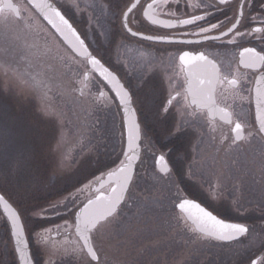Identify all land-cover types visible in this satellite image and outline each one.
Listing matches in <instances>:
<instances>
[{
	"label": "rangeland",
	"instance_id": "1",
	"mask_svg": "<svg viewBox=\"0 0 264 264\" xmlns=\"http://www.w3.org/2000/svg\"><path fill=\"white\" fill-rule=\"evenodd\" d=\"M15 1L21 3L22 16L7 15L0 20V59L7 62V78L2 75V65L3 70L0 69V191H4L20 209L23 218H29L27 222L33 231L36 227H32L35 225L32 213L36 208L57 205L47 211V214H53L64 212L74 207L77 201L86 199L93 181L101 178L98 174L114 167L121 151L116 117L109 109L107 99L101 100L97 95L101 89L93 86L95 82L86 86V64L75 59L50 27L24 6L22 0ZM60 1L62 6L73 5V12L75 9L89 10L92 26L98 27L103 35L110 32L105 22L109 14L101 13L103 0ZM86 24L78 23L82 28ZM95 39L99 41L97 36ZM118 42L117 60L133 69L151 66L146 50L126 40ZM52 79L60 91H55ZM170 80L171 84L175 83L173 78ZM80 87L83 88L82 95ZM139 90H143L142 94ZM134 91L135 104L142 117L144 115L157 124L154 114L158 101L152 96L154 89L145 87ZM180 100L177 103L184 114L183 125L197 128L195 160L188 164V171L192 179L203 187L201 199L204 198L209 205L213 201L215 209L208 207L228 220L251 221L248 211L262 215L264 142L260 135L253 132L243 145L229 144L225 148L227 141L223 135L216 134L203 115L191 114L186 102ZM239 114L241 119L246 118L244 103ZM252 120L254 122V117ZM157 126L162 129L156 136L159 146L169 148L176 155L174 171L170 176L162 177L154 169L151 159H148V165L144 162L140 167L144 176L137 179L135 189L118 217L119 220L123 217L121 231L139 225L144 233L136 248L124 247L129 249L127 259L130 261L127 264H197V261L200 264H225L234 253L235 258L245 256L244 252L239 253L245 249L244 243L235 245L231 252L223 251L207 241L195 240L194 235L179 228L180 220L174 205L180 197V162L186 156L180 149L181 141L174 146V141L160 139L164 136V126ZM155 141L152 139L150 150L151 147L157 150ZM221 185L223 191L218 194L216 188ZM230 207H235L240 214ZM158 219L167 231L153 229ZM6 221L0 219V264L11 261L7 257ZM174 227L178 230H171ZM159 228L164 229L162 226ZM259 229L257 225L252 230L250 241L253 249L264 241ZM117 231L112 226L102 231V251L110 249L109 242L121 247L118 240L112 239ZM185 237L188 243L180 242L179 239ZM2 245H5L6 256ZM121 264L126 263L122 261Z\"/></svg>",
	"mask_w": 264,
	"mask_h": 264
},
{
	"label": "flooded vegetation",
	"instance_id": "2",
	"mask_svg": "<svg viewBox=\"0 0 264 264\" xmlns=\"http://www.w3.org/2000/svg\"><path fill=\"white\" fill-rule=\"evenodd\" d=\"M13 1L16 3L15 0ZM103 1V9L101 8V13L105 12L109 14L108 18L105 19V22L108 24L110 32L106 35H103L98 27L92 26V16L89 10L80 9V11H78L77 9H75V11L73 12L71 10V8L74 7L73 5L68 4V6H62L60 5L62 3L60 0H47V2L52 3L58 10H60L61 13L65 15V18L69 19V22L73 24V26L78 30L79 33H81L82 37L86 40L88 46L90 47L91 54L94 55L97 59L103 61V64L106 67L110 68L112 72L114 71V73H117L125 85H129L131 83V85L133 86V90L150 87L155 91V94L152 96L158 101L157 110L154 114V117L157 120V124H154L150 119L148 120L144 115L142 117L140 111L137 108L138 117L142 126L143 143L138 152V155L140 157L139 167L133 178V184L130 187V191L126 195L125 201L127 203L129 195L135 189L134 184L136 183L137 179H140L144 176L140 170V167L144 162V164L148 165V159L154 161L153 158L157 154H164L167 161L172 166V171H174L173 165L175 164L174 161L176 155L172 154L169 148L164 149L162 145L159 146L156 136H158L160 131H162V129H160L157 125L164 126V136H162L163 138L160 139L164 142L168 141L170 138L166 137V130L168 128L175 127L177 122L183 123L184 114H182L183 112L180 110L177 103L180 99L186 102V108L191 112V114L203 115V118L211 126V129L216 132V134H222V137H224V139L225 137H229L232 135L231 127L227 123L220 121L218 114L215 119H212L208 114L207 109L201 108L198 105L192 103V95L188 91L190 78L187 76L188 70L184 66L180 65L178 61L177 56L179 51H203L208 56L209 61L211 62L209 65H207L206 71L202 73V75H204L205 77H211L214 80H239L240 83L237 86H232L230 84H224L223 86H220L219 84L214 85L217 106L221 108L227 107L228 110L232 113L231 118L233 120H238L239 122L245 123L247 126L252 127L254 124L252 120L254 116V98L250 99L249 90L254 89L259 74L256 69L245 68L241 64L240 52L244 47H254L257 49V51L264 50V41H262L259 36L256 35L237 38V43L235 44H229L227 37L222 41H208L207 43L202 45L168 44L140 39L137 38V36H132L122 26L121 16L127 7V0ZM22 2L24 3V6H27L31 11L35 12L37 16L43 19L42 14H40L39 12H43L44 9L41 7L39 0H22ZM30 2H36L39 11L36 9L34 10V7L30 5ZM151 2L152 0H142L145 9L147 3ZM159 2L160 0H157L158 4ZM240 3L241 0H228V3L223 5L219 3V0H168V3L163 7L154 6L153 9L149 11L154 19L173 18L166 14L169 10L174 12L175 17L179 19L190 18V16L192 15H204L206 17L204 20L197 21L192 25H178L176 29L171 30L173 34L182 36L185 33H192L194 31H197L200 26H208L211 23L220 24L221 27L226 30L227 27L231 26L230 21H233L236 18L235 14ZM17 5H19V9L21 11L20 14L22 16L23 8L21 6V3ZM13 8L14 7L11 0H0V20L2 17H7V15H11V17L13 16L16 18L17 15L12 11ZM135 17L136 18L131 19L129 22V27H131L132 30L143 33L145 35L160 36L169 34V30L160 26L153 25L151 21L143 17L142 10L140 9L136 10ZM81 20H84L82 22H87L84 28L78 25V23H82L79 22ZM256 27H264V0H245L244 17L241 18V25L239 26V30L242 32H248L250 29H254ZM218 31H220V29L214 30V34ZM96 36L100 37V46L97 44V41L95 39ZM119 39L126 40L127 42L135 44L138 48L146 50L150 56L149 59L151 61V66H149L150 64H148L144 65L143 67L133 69L124 62L117 60V47L119 45ZM113 42L114 45L112 48L111 44ZM82 63L86 64L87 68L84 77L86 86L87 83L95 82L93 86L96 88H98L99 86V88L101 89L97 92V95L99 97H105L106 95L110 97V94H114L111 91L112 85L108 84V81L99 75L98 69H93L85 57ZM212 64H215V69H213ZM1 65L2 67H4V70L2 69ZM0 69L3 70L2 75L4 77L6 75L5 78H7V62L1 59ZM171 78H173L174 82L178 83L179 86H177L175 83L171 84ZM142 92L143 90H139V94H142ZM80 94H83L82 87H80ZM170 98H174L172 106L169 108V111L167 113H163L162 109L166 105L167 99ZM242 103H244L245 105L246 118L244 119H241V116L239 114ZM184 126L186 127V130L182 133L183 138L181 140L180 149L183 150L186 156L185 148L187 135L190 134L196 136L197 128L193 127L192 125ZM184 138H186V140ZM261 138L264 142V137ZM152 139L156 140V144L154 146H156L157 150H155L154 148L152 149V147L151 150L149 148ZM219 139L220 137H217V140ZM170 140L174 141L173 139ZM196 141L192 146L193 153ZM231 145L237 146L234 144ZM148 154L150 157L147 156ZM184 160L185 158L181 160L180 164L187 163V161ZM192 162V160H189L188 164ZM178 180L181 185H178L180 190V197L194 199L202 203L196 194L199 191H202L204 193L203 187L200 186L196 180L192 179V176L189 174L188 170L185 174H180ZM94 183L91 185V187L94 185ZM109 184L104 185L101 189H96L97 187L94 186L95 191H92L90 187L88 193H86V199L77 201L74 207H71L64 212L61 211L53 214H48V219H40L37 217L33 218L32 222H34L35 225L32 227H36L35 229H33V231H31L30 225H28L27 222L29 221V218L25 216L24 223L29 236V245L34 264H83V257L77 251L79 244L74 233L73 213L77 214L79 206L85 203L89 198L94 199L98 190L104 191L105 189H108ZM188 188L190 189V191ZM105 194H110V192H105ZM206 195L209 196L207 193ZM124 205L125 203H123L118 209L121 215L122 210L125 209ZM203 205L208 207L206 204ZM33 210H35V208H33ZM46 210L48 211L50 209L46 208ZM176 210L177 215L179 217H182L184 220V223L180 222L178 224L179 228H182L184 230V233L193 235L191 232V228L189 227L190 219L185 213H180L178 209ZM214 213L219 214L215 211ZM0 215V219H4L2 212H0ZM163 221L165 222V220ZM239 223L245 224L249 228V233L245 237H241L237 241L221 242L215 240L214 238L204 239L196 236H194V239L207 241L211 244V246H218V248L220 247V249H223V251L229 250V252H231V249L234 248L235 245H241L242 243H244L245 249H243V251H240L239 253L244 252L245 256L235 258L234 253L230 256L231 259L225 264H250L251 260L256 259L257 256L264 254V241H262L259 246L257 245V248L254 247V249L250 241L252 230L257 225L260 227V233L264 235V212H262V219L260 222L247 221ZM5 225L7 226H5V229H7V257L11 259L9 264H20L14 248L13 239L11 237L10 225L7 223V221ZM159 226L164 227V229H160ZM42 227H46L49 229V231H44L41 233V241L43 245L38 243L33 235ZM2 229L4 230V227H2ZM58 229L60 231H58ZM153 229L164 231L168 230L165 228V225L161 222V220H159V222L156 224V227H153ZM171 230L176 231L178 230V228L174 227ZM62 232H66L68 233V235H62ZM179 240L182 243H188L186 237ZM109 244L110 249L102 251L104 264H121L122 261L127 264L130 261V259H127L129 249L126 250L124 249V247L117 248L116 246H114L115 243L113 242H109ZM5 245L2 246L4 250L3 253L6 256V251L4 248ZM131 260L133 261L134 259ZM200 263L201 262L197 261V264Z\"/></svg>",
	"mask_w": 264,
	"mask_h": 264
},
{
	"label": "snow or ice",
	"instance_id": "3",
	"mask_svg": "<svg viewBox=\"0 0 264 264\" xmlns=\"http://www.w3.org/2000/svg\"><path fill=\"white\" fill-rule=\"evenodd\" d=\"M41 7L44 9L43 18L51 25L56 33L66 41L71 48L78 53L79 56L85 57L93 69L99 70V75L112 85L111 91L114 93V99L117 107L121 112V128H122V150L121 157L116 162L115 167L108 172L107 178L111 182L108 189L97 192L95 199L89 198L78 208V214L73 213L74 216V233L79 244L77 251L83 257V264H104L102 253L101 233L109 226H112L118 231L112 239L118 240L121 247L136 248L140 238L144 235L143 230L139 225L128 227L125 230L121 229V220L118 219L121 213L118 211L121 203H125L124 196L130 191L133 184V178L138 170L140 157L138 155L139 149L142 146V126L138 117L137 110L134 106L129 107L131 96L123 84H120L117 77L113 75L107 67H104L100 59L92 55L85 41L81 39L77 29L65 18L52 3L47 0H39ZM168 3V0H152L147 3L146 9L142 0H127V7L121 16L122 26L132 36H141L142 39L149 41H157L168 44H185V45H202L208 41H222L228 38L229 44L237 43V38L249 35H256L264 41V27H256L250 29L248 32L239 30L241 25V18L244 17L245 0H241L236 11V18L230 21L231 26L226 30L220 24L211 23L208 26H200L197 31L192 33H185L184 35H175L171 30L179 26H188L197 21L204 20V15H192L190 18L179 19L175 17V13L169 10L166 14L171 19H154L149 10L156 7H163ZM221 5L227 4L228 0H219ZM142 10L143 17L151 21L153 25L163 27L169 30L168 35H144L143 33L133 31L129 27L131 19L136 18V10ZM35 10V8H34ZM220 31L214 34V30ZM74 53V54H75ZM241 63L245 68H254L258 72L257 86L249 90V97L254 98L256 113L254 124L252 127L241 123L238 120H233L232 113L227 107H218L215 96V84L223 86L230 84L237 86L240 82L238 79H219L214 80L211 77L202 75L206 71L207 65L211 62L208 56L203 51L181 50L178 53V61L180 65L184 66L187 71L189 79L188 91L192 95V103L201 108L207 109L208 114L212 119H215L217 114L219 120L227 123L231 127L232 135L225 137L227 143L224 147L227 148L229 144L243 145L248 138L255 132L264 137V50L257 51L254 47H244L240 52ZM215 69V64H212ZM174 98L167 99L166 105L162 112L167 113L172 106ZM186 127L182 122H177L175 127L168 128L165 132L166 137L173 139L178 146V142L182 140V133ZM154 169H157L158 174L170 176L171 169L168 167L166 157L164 154H157L154 158ZM264 165V158L261 160ZM264 174V167L261 169ZM99 183V180H97ZM214 187H216L214 185ZM218 194L222 193L223 187L216 188ZM110 192V194H105ZM57 205H48L47 208H55ZM180 213H185L190 219L191 232L196 237L204 239L214 238L221 242H233L245 237L249 233V228L239 222H232L219 214L214 213L202 203L184 197H177V203L174 205ZM0 212L7 220L11 229V237L14 239V248L19 256L20 264H24L28 260V264H34L32 253L29 245V236L25 227L24 218L20 209L9 199L4 191H0ZM34 217L40 219H48L46 208L37 209L32 213ZM178 220L184 223L182 217L178 216ZM147 227V226H145ZM49 231L48 228L42 227L33 235L37 242L42 244L41 233ZM58 231H60L58 229ZM62 235H68L62 232ZM43 245V244H42ZM250 264H264V254L257 256L256 259L251 260Z\"/></svg>",
	"mask_w": 264,
	"mask_h": 264
},
{
	"label": "trees",
	"instance_id": "4",
	"mask_svg": "<svg viewBox=\"0 0 264 264\" xmlns=\"http://www.w3.org/2000/svg\"><path fill=\"white\" fill-rule=\"evenodd\" d=\"M52 81V83H54L55 85V87H56V81L54 80V79H52L51 80ZM58 87H56V90L55 91H60L59 89H57ZM54 90V89H53ZM57 93V92H56ZM102 99H104V100H106L107 102V105H108V107H109V109H111L112 111H113V113H114V117H116V124H117V129H118V133H119V136H118V141H119V143H120V138H121V131H122V128H121V116H120V111L118 110V109H116V107H117V105L116 104H113L112 105V102L110 101V99L108 98V96L106 95L105 97H101V100ZM114 105L116 106L115 108H114ZM90 108V107H89ZM88 108V109H89ZM97 110H99L98 108H97ZM118 110V111H117ZM182 166H180V168H181ZM180 172H181V170L180 171H178V174H180ZM199 196H201L202 197V195H199ZM43 202H45V200L43 201ZM41 206V205H40ZM36 208V207H35ZM231 209H232V207H230ZM33 209V208H32ZM232 211H235L234 209H232ZM236 212V214H240L238 211H235ZM250 213V216H249V218L250 219H252L251 221H260L261 219H262V215H260V213H258V212H255V211H251V212H249ZM235 214V213H234ZM237 217H239V216H237ZM245 217V216H244ZM245 218H247V217H245ZM239 219H240V217H239ZM240 221H241V219H240Z\"/></svg>",
	"mask_w": 264,
	"mask_h": 264
},
{
	"label": "water",
	"instance_id": "5",
	"mask_svg": "<svg viewBox=\"0 0 264 264\" xmlns=\"http://www.w3.org/2000/svg\"><path fill=\"white\" fill-rule=\"evenodd\" d=\"M242 64V63H241ZM243 65V64H242ZM244 66V65H243ZM118 80V79H117ZM120 83V82H119ZM121 84V83H120ZM256 86H257V83H256ZM255 86V87H256ZM133 105H132V101L130 102V105H129V107L131 108ZM255 111H256V107H255ZM167 162V161H166ZM167 164H168V162H167ZM168 167L170 168V166H169V164H168ZM157 168H158V166H157ZM171 169V168H170ZM110 181L108 180V178H107V176L105 177V179H103L101 182H100V185L99 186H97V188L96 189H101L106 183H109ZM93 190H95V188H93ZM126 195V194H125ZM124 200H125V196H124ZM123 203V202H122ZM121 203V204H122ZM20 260V259H19ZM24 264H28V260L26 259L25 260V262H24Z\"/></svg>",
	"mask_w": 264,
	"mask_h": 264
}]
</instances>
